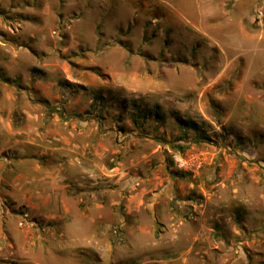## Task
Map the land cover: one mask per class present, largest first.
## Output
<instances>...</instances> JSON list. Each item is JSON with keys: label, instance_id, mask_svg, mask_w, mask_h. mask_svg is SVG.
<instances>
[{"label": "rangeland", "instance_id": "obj_1", "mask_svg": "<svg viewBox=\"0 0 264 264\" xmlns=\"http://www.w3.org/2000/svg\"><path fill=\"white\" fill-rule=\"evenodd\" d=\"M192 1L0 0L3 184L102 223L30 259L264 264V0Z\"/></svg>", "mask_w": 264, "mask_h": 264}, {"label": "crops", "instance_id": "obj_2", "mask_svg": "<svg viewBox=\"0 0 264 264\" xmlns=\"http://www.w3.org/2000/svg\"><path fill=\"white\" fill-rule=\"evenodd\" d=\"M173 3L178 5L175 1ZM212 3L213 0H193L191 2V4L199 6ZM201 16H203V14ZM202 18H204V16ZM202 18L200 19L203 20ZM7 164V160H0V264H43L38 262L39 260L35 262L29 258L30 256H28L27 250L23 248L26 245L31 248L29 254L33 249L31 246H35L36 249L40 248L44 254L50 252L58 255L62 250L69 249L65 252L76 260L80 254L77 250L80 248L78 238L84 237L85 232L88 230L86 225L97 223L101 226V217L95 215L91 216L89 207L84 206V208L79 209L78 217H76L75 220L68 221L69 216H71L67 204L68 197H65L62 193L56 192L54 190V185H52L50 191H46V189L39 191L31 190V188L27 186V183H30V178L23 174H17L14 178L12 174H10V184L12 186L14 182L15 185H20L19 181L24 180L25 183L20 186L21 189L23 186L26 187V190L23 192L19 190L15 193L14 190L11 191L6 189L3 184L4 177L2 173L7 168ZM44 177L37 179L34 177L33 180L39 182L42 180L45 181ZM49 181L52 182V180ZM17 189H19V187ZM5 203L10 204L8 207H11L12 211H18L21 206H24V216L27 215L30 221H27V219L23 221L20 220L21 215L17 213L13 214L11 210L4 205ZM9 220H11L10 224L14 223L13 228L8 225ZM71 223H74V225L72 226ZM68 224H70L68 227H74L76 232V234L72 236V239H70L74 241L66 239L65 244L56 247L58 251L52 248L49 250L47 246L50 243L49 247L53 245L51 240L58 235V230H65L63 225ZM13 229H17V233H14ZM63 236L65 235L63 234ZM70 246L76 247L74 248L75 250H70ZM105 258L107 257H104V260Z\"/></svg>", "mask_w": 264, "mask_h": 264}, {"label": "trees", "instance_id": "obj_3", "mask_svg": "<svg viewBox=\"0 0 264 264\" xmlns=\"http://www.w3.org/2000/svg\"><path fill=\"white\" fill-rule=\"evenodd\" d=\"M141 112H143V110L142 109H139V108H137V111L135 112V113H133V122H134V124H138V116L139 117H144L145 116V113L146 112H143V113H141ZM156 114H157V116L158 117H161V115H159L160 113L159 112H157L156 111ZM194 125H195V123H190V125L189 126H191V127H193L194 128ZM201 138H206V137H204L203 135H202V137Z\"/></svg>", "mask_w": 264, "mask_h": 264}, {"label": "built area", "instance_id": "obj_4", "mask_svg": "<svg viewBox=\"0 0 264 264\" xmlns=\"http://www.w3.org/2000/svg\"><path fill=\"white\" fill-rule=\"evenodd\" d=\"M113 233H114V236L118 239V238H120L121 237V231L118 229V227H115L114 229H113Z\"/></svg>", "mask_w": 264, "mask_h": 264}]
</instances>
